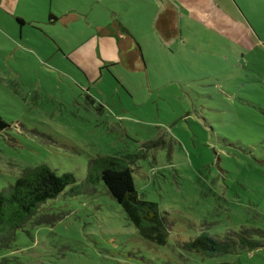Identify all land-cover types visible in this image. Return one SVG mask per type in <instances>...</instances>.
Masks as SVG:
<instances>
[{
  "label": "rangeland",
  "instance_id": "rangeland-1",
  "mask_svg": "<svg viewBox=\"0 0 264 264\" xmlns=\"http://www.w3.org/2000/svg\"><path fill=\"white\" fill-rule=\"evenodd\" d=\"M24 1L51 2L57 15L92 8L67 27L43 24L46 17L39 30L0 10V188L39 163L79 183L90 157L140 151L135 188L170 226L165 244L144 239L98 184L47 200L36 214L47 221L16 231L0 258L264 264V233L253 234L255 247L215 257L182 246L201 231H264V0H198V22L177 11L182 36L169 40L150 20L172 0ZM120 23L136 32L140 53L124 40L117 62L96 54L97 64L87 63L83 54L92 55L81 50L97 38L89 36L98 26L113 34ZM55 41L66 53L53 50Z\"/></svg>",
  "mask_w": 264,
  "mask_h": 264
},
{
  "label": "trees",
  "instance_id": "trees-1",
  "mask_svg": "<svg viewBox=\"0 0 264 264\" xmlns=\"http://www.w3.org/2000/svg\"><path fill=\"white\" fill-rule=\"evenodd\" d=\"M48 16L55 18L51 14ZM17 21L22 22L21 19ZM6 127V122L0 116V131ZM144 155L138 151L90 157L83 180L79 183L71 172L57 173L45 163L23 169L12 182L0 188V248L12 245L16 231L24 229L28 224L47 221L41 214L36 215L39 207L47 200L60 194L74 195L89 191L98 184H102L116 201L125 219L137 229L141 237L155 244H165L170 223L154 201L139 196L134 185L132 166ZM232 232L231 235L219 238L201 231L182 246L202 256L215 257L237 249L255 247L259 241L253 234L264 233L258 228H242ZM10 257L2 256L0 264H10Z\"/></svg>",
  "mask_w": 264,
  "mask_h": 264
},
{
  "label": "crops",
  "instance_id": "crops-1",
  "mask_svg": "<svg viewBox=\"0 0 264 264\" xmlns=\"http://www.w3.org/2000/svg\"><path fill=\"white\" fill-rule=\"evenodd\" d=\"M174 1L177 2L178 5H175ZM166 6L167 7H161L157 14L154 13L151 16L150 20L151 25H153L152 29H156L157 34L161 39L163 38L169 40L175 35H178V37L182 36L181 28L178 30H175L174 28V22L175 17L177 15V11L180 12L178 16L183 15L187 18H192L196 21L198 20V0H172L168 2ZM82 7L84 8L82 12L72 9L71 11H62L61 13H59V15H57L58 12L56 10L52 11L51 2L46 3L45 7L41 8L39 3H35L34 1L32 2L24 0H0V10H3V12L9 17H14L15 23L17 22L20 26H29L36 30L40 29V26H37L36 23H43L46 17L48 20L43 24L58 23L67 27L69 26V22L79 18L80 15H83L85 17V15L90 14L92 8L91 5L88 4V6L86 7L85 5H82ZM50 14L52 16L54 15L55 18H50L48 16ZM17 19H21L22 22H18ZM120 26V28H118L117 26L115 27V31L113 34L110 32L111 30L105 27L98 26V31L95 34L89 36L90 38L95 37L97 35V38H94L91 44L83 46V49L81 50L82 52H85L86 50L92 55L89 56V54H83L87 55V57L84 58L87 63L92 64V60H94L93 64L96 65V54L101 55V57L102 54L105 55L107 63L117 62V58L114 52L120 51V47L124 43V40H128L129 47L136 48L137 53H140V47L139 42L137 40L138 38L136 32L132 33L129 28L123 23H120ZM209 26H212V24H210ZM13 28L17 30L14 25ZM21 29L22 28H20V32ZM65 47L68 48V52L73 53L72 55L75 54L76 46H72L70 48L65 45ZM53 50H55L56 52L61 51L62 53H66L62 46L57 43V41H55Z\"/></svg>",
  "mask_w": 264,
  "mask_h": 264
}]
</instances>
